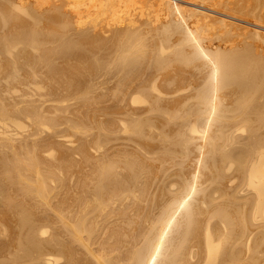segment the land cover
I'll return each mask as SVG.
<instances>
[{"label":"bare ground","instance_id":"bare-ground-1","mask_svg":"<svg viewBox=\"0 0 264 264\" xmlns=\"http://www.w3.org/2000/svg\"><path fill=\"white\" fill-rule=\"evenodd\" d=\"M263 46L264 0H0V264H264Z\"/></svg>","mask_w":264,"mask_h":264},{"label":"rangeland","instance_id":"rangeland-1","mask_svg":"<svg viewBox=\"0 0 264 264\" xmlns=\"http://www.w3.org/2000/svg\"><path fill=\"white\" fill-rule=\"evenodd\" d=\"M188 1H190V0H188ZM186 5H190V4H185V6ZM237 21V23L238 24H242L243 26H244V29H243V33H245V32H247V27H246V25H247V23H245V22H242V21H240V20H236ZM242 31V30H241ZM241 31H238L239 33L241 32ZM260 44H262V43H260ZM263 45V44H262ZM260 46V45H259ZM264 47V46H263ZM260 48H262L261 46H260ZM262 50V49H261ZM263 50H264V48H263Z\"/></svg>","mask_w":264,"mask_h":264}]
</instances>
